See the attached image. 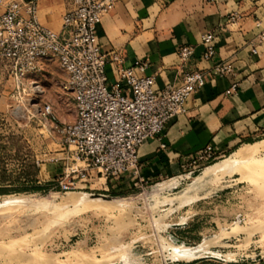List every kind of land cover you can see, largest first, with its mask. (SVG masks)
I'll return each mask as SVG.
<instances>
[{"label":"rangeland","instance_id":"obj_1","mask_svg":"<svg viewBox=\"0 0 264 264\" xmlns=\"http://www.w3.org/2000/svg\"><path fill=\"white\" fill-rule=\"evenodd\" d=\"M60 23L43 24L58 31ZM40 68L30 77L40 94L32 101L16 88L0 60V204L7 197H25L49 205L0 210V264H254L264 257V179L256 175L254 161L198 181L205 167L141 188L132 183L107 188L109 181L103 179L81 191L55 188L67 162L55 126L72 122L75 109L61 88L66 77L58 62H41ZM45 104L54 122L35 109ZM263 139L260 135L248 143ZM254 160L264 162V151ZM72 196L88 201L66 205ZM95 198L109 205L88 207ZM180 247L203 250L204 258L185 262L170 257Z\"/></svg>","mask_w":264,"mask_h":264},{"label":"built area","instance_id":"obj_2","mask_svg":"<svg viewBox=\"0 0 264 264\" xmlns=\"http://www.w3.org/2000/svg\"><path fill=\"white\" fill-rule=\"evenodd\" d=\"M118 1L70 0L59 30L53 31L38 20V0H0V60L16 88L35 100L40 95L36 90L39 84L30 77L41 71V62L50 60L58 62L66 77L61 88L71 97L75 118L55 126L67 162L54 185L63 193L89 189L96 179L120 181L128 177L135 188L146 185L140 176V147L161 136L167 123L184 112L187 101L207 81L227 79L230 87L226 95L238 87L232 64L214 60L217 51L212 32L200 38V61L212 63L207 70L195 67L193 46L177 49L181 81L176 87L157 89L155 77L145 74V61L125 67L121 53L104 52L98 31ZM236 19V14L229 17ZM257 40L264 42V31ZM251 53L257 54L255 47ZM35 109L41 117L55 121L51 106L36 105ZM221 157L208 145L184 157L181 168L191 175Z\"/></svg>","mask_w":264,"mask_h":264},{"label":"crops","instance_id":"obj_3","mask_svg":"<svg viewBox=\"0 0 264 264\" xmlns=\"http://www.w3.org/2000/svg\"><path fill=\"white\" fill-rule=\"evenodd\" d=\"M69 8L70 0H38V20L53 24ZM232 14L236 20H229ZM263 31L264 0H119L103 18L101 49L121 53L125 67L145 61V74L155 77L157 89L180 84L177 49L182 45L194 47L196 68H210L211 62L200 61V38L208 32L216 37L214 60L229 61L236 72L235 93L225 94L227 79L207 81L161 136L140 147V176L146 185L178 179L183 158L208 145L223 155L264 135V42L257 40ZM107 73L112 78L109 67ZM117 184L130 185L131 179L109 180L107 188ZM254 264H264V257Z\"/></svg>","mask_w":264,"mask_h":264},{"label":"bare ground","instance_id":"obj_4","mask_svg":"<svg viewBox=\"0 0 264 264\" xmlns=\"http://www.w3.org/2000/svg\"><path fill=\"white\" fill-rule=\"evenodd\" d=\"M40 92H41V90H40ZM17 111H18L19 115H23L22 109L19 108ZM260 151H264V139L261 140V141H258L256 143H253V144L242 145L241 147L236 149L232 153V155L230 157L225 158L222 161H220L218 163H215V164H213L211 166L205 167V170L203 171L202 176L196 178L195 181L200 180L202 177H210V176L216 177L218 175H223V174H225L228 171H236L235 169L240 164L248 163L247 165H249V163L252 164L253 161L256 164V170H255L256 175L258 177L264 179V162L263 161H258V163H257L254 160V156L257 153H259ZM251 164H250V168L252 167L251 170H253V168H255V167L251 166ZM237 169H239V167ZM248 182H249V180H248ZM87 201L88 200L85 197L77 198L75 196H72L71 198H69L66 201V205H70L71 204V205L76 206V205H79V204H82V203H86ZM89 201H91L88 204L89 205L88 207H90V205H91L90 208H93V207L95 208V206H96L97 208L101 209L102 207L105 208V207H107L109 205V204H102V199L101 198H95V199H92V200H89ZM107 203H111V202H107ZM17 205L34 206V207H46V206H49L47 202H44V203L31 202L29 200V198L26 199L25 197H23V198H8L7 197V199H4L2 201V203L0 204V210L8 209L10 207L17 206ZM86 205L87 204H85V206ZM114 207L119 208V207H121V204H117ZM204 253H205V251H203V250L189 251L186 248L180 247L177 250L171 251V253H169V254H170V257L177 258L180 261L190 262V261H194V260H198V259L204 258V256H203Z\"/></svg>","mask_w":264,"mask_h":264}]
</instances>
